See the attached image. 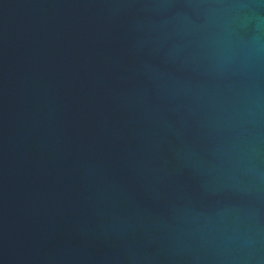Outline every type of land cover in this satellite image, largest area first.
Segmentation results:
<instances>
[{"label": "water", "instance_id": "1", "mask_svg": "<svg viewBox=\"0 0 264 264\" xmlns=\"http://www.w3.org/2000/svg\"><path fill=\"white\" fill-rule=\"evenodd\" d=\"M0 264H264V0H0Z\"/></svg>", "mask_w": 264, "mask_h": 264}]
</instances>
